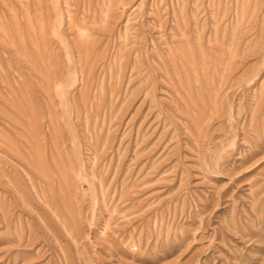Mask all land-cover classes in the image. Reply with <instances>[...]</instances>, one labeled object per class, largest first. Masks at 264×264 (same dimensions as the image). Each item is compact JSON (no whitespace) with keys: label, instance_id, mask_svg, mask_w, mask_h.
<instances>
[{"label":"rangeland","instance_id":"374dc122","mask_svg":"<svg viewBox=\"0 0 264 264\" xmlns=\"http://www.w3.org/2000/svg\"><path fill=\"white\" fill-rule=\"evenodd\" d=\"M262 84L264 0H0V264H264Z\"/></svg>","mask_w":264,"mask_h":264},{"label":"bare ground","instance_id":"6f19581e","mask_svg":"<svg viewBox=\"0 0 264 264\" xmlns=\"http://www.w3.org/2000/svg\"><path fill=\"white\" fill-rule=\"evenodd\" d=\"M223 2V1H222ZM115 3V2H114ZM256 3V2H255ZM99 4V3H98ZM107 4V3H106ZM217 5V4H216ZM255 6V5H254ZM108 7V6H107ZM232 7V6H231ZM257 7V6H256ZM217 9V8H216ZM229 13V12H228ZM227 13V14H228ZM229 15V14H228ZM162 16V15H161ZM230 16V15H229ZM219 18V17H218ZM227 18V17H226ZM220 19V18H219ZM250 19V18H249ZM228 21V20H227ZM245 21V20H244ZM218 22L220 23V21L218 20ZM263 22V21H262ZM236 24V23H235ZM247 24V23H246ZM253 24V23H252ZM39 25V24H38ZM244 25V24H243ZM249 26V25H248ZM256 26V25H255ZM254 26V27H255ZM260 26V25H259ZM40 27V26H39ZM252 27V26H251ZM206 28V27H205ZM244 28V27H243ZM85 29V28H84ZM42 30H44V29H42ZM244 30V29H243ZM84 31V30H83ZM205 31V30H204ZM250 31V30H249ZM262 32H263V30H262ZM43 33V32H42ZM242 33H243V31H242ZM241 33V34H242ZM239 34V33H238ZM240 34V35H241ZM247 34V33H246ZM32 35V34H31ZM249 35V34H248ZM258 35H259V33H258ZM219 36V35H218ZM242 37V36H241ZM43 38V37H42ZM247 38V37H246ZM262 38V37H261ZM30 40V39H29ZM252 40V39H251ZM34 41V40H33ZM213 41V40H212ZM44 42V41H43ZM235 43V42H234ZM203 44H204V42H203ZM44 45V44H43ZM36 46V45H35ZM46 46V45H45ZM138 47V46H137ZM208 47V46H207ZM250 47V46H249ZM36 48V47H35ZM215 48V47H214ZM247 49V48H246ZM250 49V48H249ZM262 49V48H261ZM80 50V49H79ZM206 50V49H205ZM47 51V50H46ZM231 51V50H230ZM254 51V50H253ZM253 51H251V52H253ZM261 52V51H260ZM80 53H81V51H80ZM206 53V52H205ZM209 53V52H208ZM236 53V52H235ZM203 54V53H202ZM251 54V53H250ZM254 54V53H253ZM262 54V53H261ZM260 54V55H261ZM206 55V54H205ZM213 55V54H212ZM232 55H235V54H232ZM249 55V54H248ZM263 55V54H262ZM204 56V55H203ZM207 56V55H206ZM215 56V55H214ZM225 56V55H224ZM204 58V57H203ZM225 58V57H224ZM232 58H233V56H232ZM40 59V58H39ZM45 59V58H44ZM78 60V59H77ZM232 60V59H231ZM259 60V59H258ZM80 61V60H79ZM77 63H78V61H76ZM206 64H208V63H206ZM231 65H232V63H231ZM244 65V64H243ZM247 67V66H246ZM220 68V67H219ZM222 68V67H221ZM233 68H235V66L233 67ZM238 67L236 66V68L235 69H237ZM210 69V68H209ZM227 69H228V67H227ZM234 69V70H235ZM220 71V70H219ZM223 71V70H222ZM211 74V73H210ZM209 74V75H210ZM233 74V73H232ZM88 75V74H87ZM81 76H82V74H81ZM232 76V75H231ZM214 77V76H213ZM216 77V76H215ZM226 77V76H225ZM87 78V77H86ZM211 79V78H210ZM207 80V79H206ZM231 80V79H230ZM224 81V80H223ZM237 81V80H236ZM209 82V81H208ZM216 82V81H215ZM217 83V82H216ZM227 83V82H226ZM215 84V83H214ZM263 85V84H262ZM221 86V85H220ZM226 86V85H225ZM263 87H264V85H263ZM215 90V89H214ZM219 98V97H218ZM223 99V98H222ZM263 99H264V96H263ZM262 103V102H261ZM258 112V111H257ZM256 114V113H255ZM259 114V113H258ZM258 116V115H257ZM20 124V123H19ZM32 154V153H31ZM32 156V155H31ZM31 158V157H30ZM41 159V158H40ZM44 172V171H43ZM2 173V172H1ZM51 177V176H50ZM66 177H67V175H66ZM66 177H65V179H66ZM9 178V177H8ZM11 179V178H10ZM28 179V178H27ZM67 180V179H66ZM30 181H31V179H30ZM40 181V180H39ZM49 182V181H48ZM9 183V182H8ZM50 183H51V181H50ZM62 184V183H61ZM66 184H68V183H66ZM13 185V184H12ZM11 185V186H12ZM34 185V184H33ZM48 185V184H47ZM34 188V187H33ZM69 189V188H68ZM43 191H44V189H43ZM48 192V191H47ZM62 192V191H61ZM65 192V191H64ZM48 194V193H47ZM51 196V195H50ZM52 196H54L53 195V193H52ZM71 197V196H70ZM24 201V200H23ZM49 204V203H48ZM57 205V204H56ZM65 206V205H64ZM55 211V210H54ZM72 211V210H71ZM58 214H59V212H58ZM3 215V214H2ZM65 217V216H64ZM73 217V216H72ZM63 220V219H62ZM69 228V227H68Z\"/></svg>","mask_w":264,"mask_h":264}]
</instances>
